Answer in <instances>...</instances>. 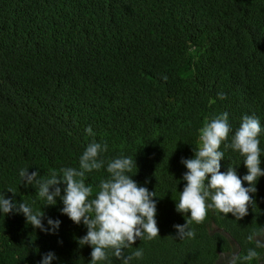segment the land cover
Instances as JSON below:
<instances>
[{"label": "trees", "instance_id": "trees-1", "mask_svg": "<svg viewBox=\"0 0 264 264\" xmlns=\"http://www.w3.org/2000/svg\"><path fill=\"white\" fill-rule=\"evenodd\" d=\"M225 112L220 171L247 174L244 157L225 147L245 115L260 121L264 170V0H0V195L41 210L45 227L48 218L61 222L49 234L0 211V264H40L49 251L51 264H91L92 247L79 244L86 226L61 213L59 197L45 205L19 173L46 179L78 169L93 141L108 148L104 167L85 175L90 199L121 156L135 159L131 178L155 193L159 235L124 249L142 250L130 264H231L253 248L260 259L237 264H263L264 248L247 237H264V176L240 220L213 207L196 223L176 210L181 159L193 158L200 129ZM186 221L194 237L177 238L174 225ZM107 251L97 264H122Z\"/></svg>", "mask_w": 264, "mask_h": 264}, {"label": "clouds", "instance_id": "clouds-1", "mask_svg": "<svg viewBox=\"0 0 264 264\" xmlns=\"http://www.w3.org/2000/svg\"><path fill=\"white\" fill-rule=\"evenodd\" d=\"M221 99L226 98L219 94ZM231 127L228 122V113L211 118L200 129L202 146L194 152L193 158L181 159L187 171L182 179L186 181L183 191L180 192L176 210L182 214L188 213L192 221L202 223L210 208H215L221 213H231L237 220L248 214V207L255 203L253 196L259 177L264 176L261 169V149L258 139L261 133L259 119L254 115H245L239 128L232 136L230 147L238 150L244 157L243 163L247 174L242 178L237 175L235 167H228L226 172L220 171V161L224 152L220 150L222 142L228 140ZM86 132L92 134L89 126ZM107 144L89 143L79 159V168H62L58 175L53 172L49 178L38 179V170L29 172L21 169L19 175L22 183L38 187V195L46 200L45 205H55L59 197L64 207L61 213L67 215L77 225L83 223L87 234L79 239V244L92 247L91 264L108 260V251L122 260V264H130L133 257L140 258L142 250H137L125 256L124 249L130 247L137 239L145 235L149 239L159 235L155 220L156 201L154 191L139 186L131 177L133 167L137 169L135 159L131 156L114 158L107 163L106 171L110 177L101 180L99 191L94 199L93 187L86 185L85 175L92 170L104 167V160L100 155L107 151ZM210 177V178H209ZM207 179V183H205ZM247 182V187L243 186ZM63 184V195L61 187ZM14 194V193H13ZM210 198L211 203H207ZM0 211L5 215L9 213H22L26 222L33 228L42 232L54 234L58 230L60 220L47 219L45 227L44 214L41 210L33 212L32 207L26 203H17L12 197L5 198L0 195ZM177 238L194 237V231L189 229V223L174 225ZM247 239L254 242L256 248H264V237L258 232H253ZM56 259L51 251L42 256L40 264H51ZM260 259L255 248L249 249L247 254L240 257L234 255L231 264L237 260L252 261Z\"/></svg>", "mask_w": 264, "mask_h": 264}, {"label": "rangeland", "instance_id": "rangeland-1", "mask_svg": "<svg viewBox=\"0 0 264 264\" xmlns=\"http://www.w3.org/2000/svg\"><path fill=\"white\" fill-rule=\"evenodd\" d=\"M201 146H202V144H201Z\"/></svg>", "mask_w": 264, "mask_h": 264}, {"label": "flooded vegetation", "instance_id": "flooded-vegetation-1", "mask_svg": "<svg viewBox=\"0 0 264 264\" xmlns=\"http://www.w3.org/2000/svg\"><path fill=\"white\" fill-rule=\"evenodd\" d=\"M264 264V263H263Z\"/></svg>", "mask_w": 264, "mask_h": 264}]
</instances>
